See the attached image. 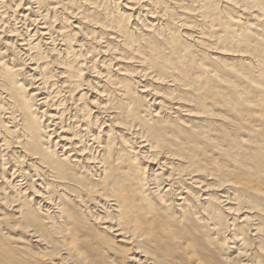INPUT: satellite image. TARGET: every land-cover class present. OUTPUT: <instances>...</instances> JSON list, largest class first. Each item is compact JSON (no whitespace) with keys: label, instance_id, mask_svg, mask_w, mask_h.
<instances>
[{"label":"bare ground","instance_id":"obj_1","mask_svg":"<svg viewBox=\"0 0 264 264\" xmlns=\"http://www.w3.org/2000/svg\"><path fill=\"white\" fill-rule=\"evenodd\" d=\"M109 2L0 0V264H264V0Z\"/></svg>","mask_w":264,"mask_h":264},{"label":"rangeland","instance_id":"obj_2","mask_svg":"<svg viewBox=\"0 0 264 264\" xmlns=\"http://www.w3.org/2000/svg\"><path fill=\"white\" fill-rule=\"evenodd\" d=\"M108 1V0H107ZM121 1V0H120ZM123 1V0H122ZM124 2H125V0H124ZM109 4H113L112 2H111V0H110V2H109ZM74 18H72V20H73ZM74 21V20H73ZM101 44H104V43H101ZM102 54L100 53V56H101Z\"/></svg>","mask_w":264,"mask_h":264}]
</instances>
